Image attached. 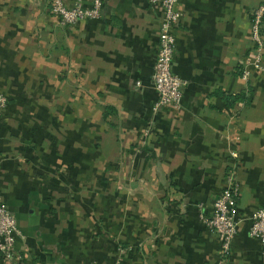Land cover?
<instances>
[{
    "label": "crops",
    "instance_id": "obj_1",
    "mask_svg": "<svg viewBox=\"0 0 264 264\" xmlns=\"http://www.w3.org/2000/svg\"><path fill=\"white\" fill-rule=\"evenodd\" d=\"M262 3L176 1L175 110L152 85L157 6L102 0L97 18L62 25L48 0H0V195L25 264H262L249 234L264 203ZM228 172L241 220L222 252L204 219Z\"/></svg>",
    "mask_w": 264,
    "mask_h": 264
},
{
    "label": "built area",
    "instance_id": "obj_2",
    "mask_svg": "<svg viewBox=\"0 0 264 264\" xmlns=\"http://www.w3.org/2000/svg\"><path fill=\"white\" fill-rule=\"evenodd\" d=\"M51 13L56 16L62 25H75L79 21L95 19L100 14L102 0H89L90 5L85 6L82 0H75L68 4L65 0H48ZM157 6L161 11L159 27V42L155 64L151 79L157 93L156 107L169 106L179 110L182 105V86L184 80L172 69L175 50V30L179 24L181 13L175 8L177 0H147ZM264 16V3L258 5L251 14L250 36L255 43L252 56L254 63L260 64L264 41L262 39V20ZM245 65V63H244ZM248 72L243 68L241 77L247 79ZM7 97L0 89V117L6 108ZM239 186L233 172H228L224 179V186L214 200L211 214L204 219L206 225L217 236L222 252L230 248L238 230L240 216L238 214ZM249 234L259 240L261 247V260L264 264V203L258 207L250 217ZM20 235L14 215L1 202L0 195V258L11 264H25V257L15 247L16 237Z\"/></svg>",
    "mask_w": 264,
    "mask_h": 264
},
{
    "label": "trees",
    "instance_id": "obj_3",
    "mask_svg": "<svg viewBox=\"0 0 264 264\" xmlns=\"http://www.w3.org/2000/svg\"><path fill=\"white\" fill-rule=\"evenodd\" d=\"M249 99H250V96H244V95L240 94V95H235L233 101H244V102H247Z\"/></svg>",
    "mask_w": 264,
    "mask_h": 264
}]
</instances>
